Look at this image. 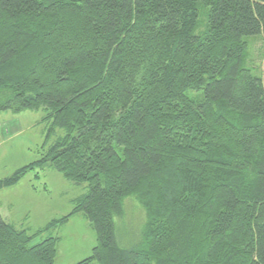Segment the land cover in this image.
Wrapping results in <instances>:
<instances>
[{
	"label": "trees",
	"instance_id": "16d2710c",
	"mask_svg": "<svg viewBox=\"0 0 264 264\" xmlns=\"http://www.w3.org/2000/svg\"><path fill=\"white\" fill-rule=\"evenodd\" d=\"M257 39L264 0H0V112L42 109L35 163L87 185L49 224L82 212L92 226L74 264H264ZM128 197L145 222L124 247ZM43 230L0 214V264H54Z\"/></svg>",
	"mask_w": 264,
	"mask_h": 264
},
{
	"label": "rangeland",
	"instance_id": "374dc122",
	"mask_svg": "<svg viewBox=\"0 0 264 264\" xmlns=\"http://www.w3.org/2000/svg\"><path fill=\"white\" fill-rule=\"evenodd\" d=\"M263 49L262 41L255 40L253 60L257 64L262 61ZM43 116L42 109L0 112V179L25 169L16 184L0 189V214L16 227L44 229L40 239L58 236L54 264H74L89 256L96 244L92 226L82 212L70 216L65 224H49L71 212L74 201L86 193L87 185L66 179L46 163H35L41 158L46 140ZM62 134L63 130L56 128L46 144ZM140 208L132 197L123 202L124 216L117 221L116 235L124 247L135 241L145 222Z\"/></svg>",
	"mask_w": 264,
	"mask_h": 264
},
{
	"label": "crops",
	"instance_id": "0c3cea01",
	"mask_svg": "<svg viewBox=\"0 0 264 264\" xmlns=\"http://www.w3.org/2000/svg\"><path fill=\"white\" fill-rule=\"evenodd\" d=\"M5 219H6V216L5 215H2Z\"/></svg>",
	"mask_w": 264,
	"mask_h": 264
}]
</instances>
